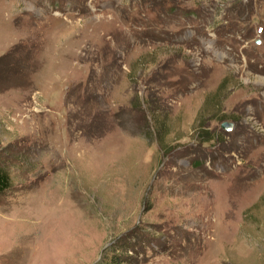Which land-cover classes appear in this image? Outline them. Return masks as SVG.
<instances>
[{
    "label": "rangeland",
    "instance_id": "1",
    "mask_svg": "<svg viewBox=\"0 0 264 264\" xmlns=\"http://www.w3.org/2000/svg\"><path fill=\"white\" fill-rule=\"evenodd\" d=\"M0 169V264H264V0H0Z\"/></svg>",
    "mask_w": 264,
    "mask_h": 264
},
{
    "label": "trees",
    "instance_id": "2",
    "mask_svg": "<svg viewBox=\"0 0 264 264\" xmlns=\"http://www.w3.org/2000/svg\"><path fill=\"white\" fill-rule=\"evenodd\" d=\"M9 184H10V178L8 174L0 169V193L5 191L9 187Z\"/></svg>",
    "mask_w": 264,
    "mask_h": 264
},
{
    "label": "water",
    "instance_id": "3",
    "mask_svg": "<svg viewBox=\"0 0 264 264\" xmlns=\"http://www.w3.org/2000/svg\"><path fill=\"white\" fill-rule=\"evenodd\" d=\"M222 127H223L225 130H230V129H231V125L228 124V123H223V124H222Z\"/></svg>",
    "mask_w": 264,
    "mask_h": 264
},
{
    "label": "bare ground",
    "instance_id": "4",
    "mask_svg": "<svg viewBox=\"0 0 264 264\" xmlns=\"http://www.w3.org/2000/svg\"><path fill=\"white\" fill-rule=\"evenodd\" d=\"M263 80V79H262Z\"/></svg>",
    "mask_w": 264,
    "mask_h": 264
}]
</instances>
